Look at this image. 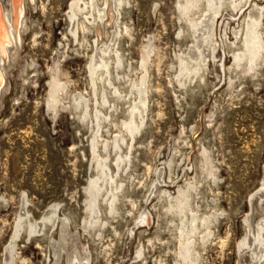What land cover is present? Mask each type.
Here are the masks:
<instances>
[{
	"label": "rangeland",
	"instance_id": "obj_1",
	"mask_svg": "<svg viewBox=\"0 0 264 264\" xmlns=\"http://www.w3.org/2000/svg\"><path fill=\"white\" fill-rule=\"evenodd\" d=\"M34 1L35 6L25 3L27 30L20 57L6 73L9 86L0 107V264L19 216L28 211L40 221L56 203L59 217L68 218L71 232L88 248L91 264H183L180 246L168 232L167 215L158 210L160 203L152 198L144 205L156 171L164 169L163 187L172 195H177L179 186L194 182L197 196L190 201L194 209L210 217L218 213L217 221L211 218L210 245L196 246L198 264H243L249 256L239 249L248 233L245 220H252V232L256 221L252 212L264 214V200L254 199L264 180V47L254 69L232 70L228 46L236 42L233 32L243 26L248 6L237 13L224 9L216 20L215 39L203 44L209 56L204 82L187 81L183 88L178 84L179 60L194 45L190 22L199 25L202 3L197 0V7L185 15L180 9L184 0L123 1L117 30L122 33L119 49L124 67L117 68L119 75L112 68V77L119 79L126 94L142 77L146 48L148 111L132 141L124 126L129 103L112 96L110 108L106 107L99 154L115 165L114 140L126 137L129 148L124 152L132 160L122 179L130 198L120 201L112 225L100 232L96 228L90 236L82 227L88 218L86 190L97 173L92 170L96 158L89 148L91 129L73 99L82 95L92 101L88 61L95 35L82 22L77 38L71 37L67 14L73 0ZM253 3L264 6V0ZM3 4L9 6L7 0ZM258 20L264 46V11ZM211 44L217 49L214 58L207 50ZM53 81L65 85L57 106L51 102ZM204 151L211 159V171L201 167ZM99 208L106 211L102 202ZM144 209L152 217L149 225L135 227L130 235L134 219ZM47 236L46 232L26 237L22 232L16 243V264L47 263L52 250ZM53 236L59 239L58 232Z\"/></svg>",
	"mask_w": 264,
	"mask_h": 264
},
{
	"label": "bare ground",
	"instance_id": "obj_2",
	"mask_svg": "<svg viewBox=\"0 0 264 264\" xmlns=\"http://www.w3.org/2000/svg\"><path fill=\"white\" fill-rule=\"evenodd\" d=\"M123 1L73 0L69 7V14H67L69 27H71L69 32L71 37L77 38L79 33L78 26L82 25V22L89 26V30L95 35L93 55L90 56L88 61V82L91 85L92 101L82 95L74 96L73 99L75 108L81 111V114H84V120L88 123L87 129H91L89 148L96 158V166H93L92 170L96 169L97 173L90 179L89 187L86 190L88 195L86 205L88 218L82 227L83 232L90 236V232H94V229L98 228L100 232L101 229L112 225L110 220L117 216L118 204L122 199L130 198V195L125 192V188L128 190V186L122 179L123 171L126 168H131L132 160L128 153L124 152V148H129L126 137L119 138L117 136L114 140L115 165H110L109 158L106 159L99 154L98 140L99 137H102L104 124L108 118L106 107L110 108L112 96L115 101H127L129 103L130 111L126 114L128 122L124 123V126L129 135H131L132 141H134L136 135L140 134L145 124L144 115L148 111L147 63L150 61V53L146 48L142 56V69L144 70L142 77L138 78L139 80L134 83L132 88L126 89L128 91L126 94H124L121 84L117 83L119 79L112 77L116 73L119 75L117 68L124 67L123 56L119 49V40L122 33L120 34V31L117 30V26H120L117 23L121 13L120 10L123 8ZM198 1L199 4L202 3L204 11L203 14L201 13L202 17L199 25L196 22H190L194 45L190 48L186 58L179 60L178 84L183 88L186 87L187 81L198 80L199 82L201 80L204 82V70L209 65V56H205V45L203 47V44H210L215 39V25L218 22L216 20L223 14L224 9L236 13L242 12L245 6L250 9L245 17L243 26L233 32L236 42H229L228 46L231 48L234 61L230 69H246L247 66L254 69L256 67L254 60L260 56L264 47L262 46L263 39L259 30L260 22L258 20L260 14L264 11V6L259 7L258 4L253 3V0ZM7 2H9V6L5 7L3 0H0V107L2 105V97L9 86L6 73L15 65L17 57H20L18 55L22 44V35L27 30L25 3L28 2L35 6L34 0H7ZM196 2L197 0H184L183 4L180 5V9L187 15L190 9L197 7L198 4ZM215 48V44H211L208 49L206 48L211 58H214V50H217ZM112 68L116 71L113 75ZM61 84L59 81H53L50 84L53 90L52 100L50 99L53 106H57L60 102L59 93L61 94L62 91H65V85ZM202 158L201 167L205 166L208 171H211V159H209L205 151L202 153ZM173 164L174 161L171 160L168 165L169 170ZM163 171L165 169L156 171V179L154 183L153 181L151 182L144 196V205H147L152 198L157 199L160 203L158 210L162 209L164 216L167 215L165 220L167 221V227H169L168 232L171 233L173 239L180 246L179 258L181 262L183 264H198L200 254L196 250V246L211 243V231L209 229L212 224L211 218L217 221L218 213L214 212L213 216L210 217L207 214L201 215L194 209L190 202L196 195L197 185L194 182L185 183L184 188L179 186L177 195H172L163 187L165 186ZM209 175L212 174L210 173ZM255 198L256 200H264V180ZM26 201L28 202V200ZM101 202L106 210L103 213L99 208ZM125 202L123 201V203ZM58 208L57 203L53 204L50 210L43 217L41 216L42 219L40 221L33 220L27 210L26 214L22 213L19 216L14 229L13 240H11L5 251L4 264H16V243L22 232H24L26 237H35V235L41 237L46 235L47 232L48 236L46 238L49 249H52L53 257L51 259V252L49 251L48 260L47 263L44 262L45 264H51V262L62 264L61 262L63 261L66 264L92 263L88 248L79 242L78 234L71 232L68 218L61 219L59 217ZM254 213H256V221L252 223L253 231H250L252 220L247 218L245 225H247L248 233L246 238L240 243V251L249 253L243 264H264V214L253 211L252 215ZM151 218V214L147 209L140 211L138 217L134 219L136 222L135 226L129 230L130 235L135 233V227L139 228L149 225ZM56 232L59 234L58 240L53 236V233ZM140 255L141 251L138 252V257Z\"/></svg>",
	"mask_w": 264,
	"mask_h": 264
}]
</instances>
